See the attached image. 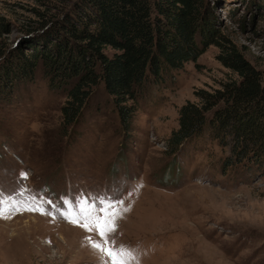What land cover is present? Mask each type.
Segmentation results:
<instances>
[{
  "label": "rangeland",
  "instance_id": "rangeland-1",
  "mask_svg": "<svg viewBox=\"0 0 264 264\" xmlns=\"http://www.w3.org/2000/svg\"><path fill=\"white\" fill-rule=\"evenodd\" d=\"M78 3L0 0V68L19 53L30 56L29 45L52 33L38 26ZM205 5L219 43L201 45L196 62L144 83L129 132L103 83L69 126L63 108L70 87L52 86L44 63L11 92L0 88V189L23 192L16 197L20 210L0 218V264H98L85 237H99L61 217L70 207L61 198L116 190L127 197L128 211L115 238L138 249L140 264H264V157L249 148L244 153L231 136H215L209 123L216 109L199 136L169 154L181 109L205 106L202 92L240 83L225 61L232 50L264 88V0ZM36 204L45 214L24 210Z\"/></svg>",
  "mask_w": 264,
  "mask_h": 264
},
{
  "label": "trees",
  "instance_id": "trees-1",
  "mask_svg": "<svg viewBox=\"0 0 264 264\" xmlns=\"http://www.w3.org/2000/svg\"><path fill=\"white\" fill-rule=\"evenodd\" d=\"M207 14L205 0H79L61 18L54 16L38 26L52 33L29 45L30 56L19 53L0 68V88L11 92L15 81L30 79L39 63H44L52 86L70 87L63 108L64 124L69 126L78 121L93 90L103 83L129 132L144 83L152 78L160 82L165 74L196 62L203 52L201 45L219 43L212 38ZM57 24L65 35L55 28ZM227 60L241 77L240 83L216 94L202 92L205 106L183 107L179 129L168 140L169 154L199 136L207 113L216 109L209 123L211 132L231 136L240 149L246 148L244 153L249 148L264 157L260 76L233 50Z\"/></svg>",
  "mask_w": 264,
  "mask_h": 264
},
{
  "label": "snow or ice",
  "instance_id": "snow-or-ice-1",
  "mask_svg": "<svg viewBox=\"0 0 264 264\" xmlns=\"http://www.w3.org/2000/svg\"><path fill=\"white\" fill-rule=\"evenodd\" d=\"M26 176L27 173L21 172L22 178ZM138 187H142V183L133 185L127 196H131L132 191ZM19 196H23L22 191L5 193L0 189V218H4L6 213L20 210L19 202L16 200ZM35 199L34 196L33 200ZM126 199L127 197L120 194L119 190L112 193L87 194V198L81 193L71 201L61 198L63 204L70 205L68 210L59 213L61 217L74 225H79L87 233H95L99 237V239H93L91 235L85 237L89 246L98 254V264H140L138 249L119 243L115 238L118 221L128 211ZM48 203L52 202L49 200ZM24 210L45 214V210L39 204L25 205Z\"/></svg>",
  "mask_w": 264,
  "mask_h": 264
},
{
  "label": "bare ground",
  "instance_id": "bare-ground-1",
  "mask_svg": "<svg viewBox=\"0 0 264 264\" xmlns=\"http://www.w3.org/2000/svg\"><path fill=\"white\" fill-rule=\"evenodd\" d=\"M65 227H66V225H65ZM68 227V226H67ZM70 228V227H69ZM64 236H61L60 238L62 239V240H64V238H63ZM66 237V236H65Z\"/></svg>",
  "mask_w": 264,
  "mask_h": 264
}]
</instances>
